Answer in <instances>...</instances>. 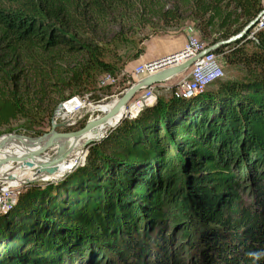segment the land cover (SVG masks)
I'll return each instance as SVG.
<instances>
[{"label":"trees","instance_id":"1","mask_svg":"<svg viewBox=\"0 0 264 264\" xmlns=\"http://www.w3.org/2000/svg\"><path fill=\"white\" fill-rule=\"evenodd\" d=\"M263 10L264 0H0V128L23 121L41 135L66 92L98 102L97 76L119 71L111 55L142 45L153 22L174 27L188 12L203 37L217 34L213 45ZM214 53L248 76L188 100L157 97L69 177L27 187L0 215V264H254L249 253L264 252V28Z\"/></svg>","mask_w":264,"mask_h":264},{"label":"water","instance_id":"2","mask_svg":"<svg viewBox=\"0 0 264 264\" xmlns=\"http://www.w3.org/2000/svg\"><path fill=\"white\" fill-rule=\"evenodd\" d=\"M262 16H264V10L261 11L255 19L250 21L238 34L209 46L195 58H191L154 76L133 83L119 99L108 103L111 104L109 111H97L100 116L87 121L80 130L68 133H56L54 129L57 125L52 122L51 133L32 139L40 140L43 137H48L47 142L41 149L33 153L0 160V167L15 164V172L19 171L18 168H26L29 171V177L27 178H19L14 172H8V175L0 178V184H8L10 182L16 184V189H9L10 187H8L7 192L0 197V215L8 212L18 203L20 194L27 187L59 182L69 177L77 168L84 166L88 148L91 145L104 139L122 120H133L137 118L145 108L149 107L146 101L142 99L132 103V100L138 96L142 89L177 78L176 85L170 88L171 94L177 99L188 100L202 95L207 90L213 88L215 83L224 77L223 68L218 61L220 56L216 55L214 52L222 46L229 45L242 39L251 29L258 25ZM208 54H214L217 61V68H213L210 63H206L200 70L201 73L199 75L195 73L192 75L191 67L195 61ZM96 105L100 104L98 103ZM53 118H55V114L52 119ZM98 129H100L99 131L101 132L100 136L98 135L96 138H87L89 133H94ZM96 134H98V132H96ZM66 144H70L69 147L65 148L64 145ZM51 151H53V153L49 155L48 152ZM84 152H86V155H83Z\"/></svg>","mask_w":264,"mask_h":264},{"label":"rangeland","instance_id":"3","mask_svg":"<svg viewBox=\"0 0 264 264\" xmlns=\"http://www.w3.org/2000/svg\"><path fill=\"white\" fill-rule=\"evenodd\" d=\"M89 1L90 0H77L79 5H81V6L84 3H89ZM263 19H264V16L261 17L259 22ZM153 23L154 24L152 26H148L144 30H142L140 38L141 39H143V37L148 38V40L143 42L142 45L139 46L136 44L137 42H134L135 43L134 48L125 47V50H123V47L125 46V45H123L118 49L116 54L113 53L111 55L112 57L117 55V57L115 59H112L113 62H117L116 67L119 69V71L117 73H115V75L113 77L115 83L111 86H108L109 88L108 87L102 88V86L99 87V84H97L95 95L99 98V101L93 102L88 97V99H87L88 101L86 102L85 108L79 114H77L74 117V120L76 121L75 126L72 128H69V129H67V128L64 129V128H62L61 125H58V123H56L57 127L54 129V131L56 133H68V132H75L77 130H80L81 128H83V126L86 124L87 121L92 120V119L100 116V114L97 111L96 112L92 111V106H94L95 104H98V103L100 105L101 104H103V105L108 104V103L113 102V101H115L121 97V95L134 83V76L132 75V69H133L134 65L138 64V63H135L137 60L136 61H130L126 64V66L124 68H122L121 63L127 58L131 59L132 55L134 54V51H137L139 48L144 50L143 55L145 54V49H146V46L148 44H150L148 46L149 48L154 47L153 45H155L156 48L163 49L165 52H167L168 49H176V48L182 49L186 43V36L188 34L195 36V38H197V40L199 42H201L205 46L209 47V46H211V43L213 42V40H215L218 37L217 34H211L209 36L203 37L201 32L199 31V28L197 27L196 22L190 17V14L188 12H184L182 21L177 26H174V27H163L158 22H153ZM256 28H257V26H255L253 28V31ZM128 37L129 36H127L125 38V40L128 39ZM120 58H122V59H120ZM218 61H219L220 65L222 66L223 71H224V77L220 81H224L227 79H233V80H240L241 81V79L248 76L247 71L244 70L243 68L226 65L221 56L219 57ZM102 77H103V75L97 76V78H98L97 83H99V81ZM175 83H177V78L171 79L169 82L165 83L162 86H157L154 89V93H155L156 98L157 97H162L165 99L169 98L171 95L170 88H173L174 85H176ZM70 95L71 94L69 92H66L63 95V98H61L60 100L57 101L55 111L57 110V108L60 104L66 102V101H69L73 98L83 99L86 96V94L84 97L81 94H78L75 96L74 95L70 96ZM116 96H118V97H116ZM55 111H54L53 115L55 114ZM53 115H52V117H53ZM52 117L46 122V124L43 126V128L37 130V131L41 132V135H39V136L33 137L31 135H26L24 130H20V129H24V128H21V127H23V125H25V122H23V121L13 122L8 127L0 128V142L2 140H7L8 142L4 144L6 146L8 143H12L11 142L12 137H22L25 140H28V139H36V138L42 137L43 135L49 134L52 132ZM14 143L17 144L19 142L16 141ZM52 153H53V151L48 152L49 155H51ZM84 154L86 155V152H84L83 155ZM10 166H12V167L9 168L8 172L9 173L15 172V170H16L15 164H12ZM15 185L16 184L10 182L8 184H5L4 187H10L9 189H16ZM167 227L168 228L164 231V235H166V233L168 235H171L172 232H171L170 225L168 223H167ZM178 239L179 238H177V237L175 238V241H174L175 246L177 245L176 243H178ZM186 260H188V258H185V261Z\"/></svg>","mask_w":264,"mask_h":264},{"label":"built area","instance_id":"4","mask_svg":"<svg viewBox=\"0 0 264 264\" xmlns=\"http://www.w3.org/2000/svg\"><path fill=\"white\" fill-rule=\"evenodd\" d=\"M264 28V19L259 22L257 28L254 32L261 30ZM208 48L203 43L199 42L195 36L188 34L186 36V43L182 49L178 52L151 60L147 62H143L141 64L135 65L132 69V75L134 76V83L139 82L142 79L147 77L154 76L162 71H165L169 68H172L176 65L183 63L191 58H195L200 52ZM216 58L214 54L204 55L201 59L195 61V63L191 67L192 75L201 73V69L206 63H210L213 68H217ZM115 83L113 77L109 75H103V77L99 81V87L102 88L111 86ZM155 85H152L148 88H144L140 91L138 96L132 100L133 102L138 101L139 99L145 100L147 105L151 106L156 101V96L154 93ZM88 96H85L83 99L73 98L69 101H66L60 104L55 111V118L52 119V122L58 123V125H62V128L69 129L75 126L76 121L74 117L79 114L86 106V102L88 101ZM106 99V98H105ZM68 105L67 109L65 106ZM89 105V104H88ZM96 105V104H95ZM62 109L65 112V117H61L58 115ZM60 123V124H59ZM5 184H0V197L7 192L8 187H4Z\"/></svg>","mask_w":264,"mask_h":264},{"label":"bare ground","instance_id":"5","mask_svg":"<svg viewBox=\"0 0 264 264\" xmlns=\"http://www.w3.org/2000/svg\"><path fill=\"white\" fill-rule=\"evenodd\" d=\"M67 109L69 108L68 105L65 106ZM111 108V104H101V105H94L92 106V111L96 112V111H102V112H107L109 111ZM61 117H65V112L62 109V111L58 114ZM100 129H98L96 132H98V134H96V132L94 133H89L87 135V138H96L98 137V135L100 136L101 132L99 131ZM32 139H28L25 140L22 137H12L11 142L12 143H8L6 146L4 145L5 143H7V140H2L0 142V160H4L13 156H21L24 154H28V153H33L38 151L39 149H41L45 143L48 140V137H43L40 140H32ZM19 142L17 144H15L14 142ZM70 144H66L64 145L65 148L69 147ZM80 155V153H79ZM72 162V161H71ZM12 167L10 165H6L4 167H0V178L4 177L6 175H8V171L9 168ZM19 171L14 172V174L17 177H22V178H27L29 177V171L26 168H18ZM31 176V175H30Z\"/></svg>","mask_w":264,"mask_h":264},{"label":"crops","instance_id":"6","mask_svg":"<svg viewBox=\"0 0 264 264\" xmlns=\"http://www.w3.org/2000/svg\"><path fill=\"white\" fill-rule=\"evenodd\" d=\"M150 44H148L146 46V49H145V54L140 57L135 63H138V64H141L143 62H147V61H151V60H154V59H157V58H160V57H163V56H166V55H169V54H172V53H175V52H178L180 49L179 48H176V49H168L167 52H165L163 49H158L156 48L155 45H153L154 47H151L149 48ZM152 46V45H151ZM136 64V65H138ZM135 66V65H134ZM187 75V73H186ZM185 76V74H184ZM169 82V81H168ZM172 82V81H171ZM165 83L167 82H163V83H157L155 84V86H162L164 85Z\"/></svg>","mask_w":264,"mask_h":264},{"label":"clouds","instance_id":"7","mask_svg":"<svg viewBox=\"0 0 264 264\" xmlns=\"http://www.w3.org/2000/svg\"><path fill=\"white\" fill-rule=\"evenodd\" d=\"M249 255L253 258L254 264L258 261L262 256H264V252H252Z\"/></svg>","mask_w":264,"mask_h":264}]
</instances>
